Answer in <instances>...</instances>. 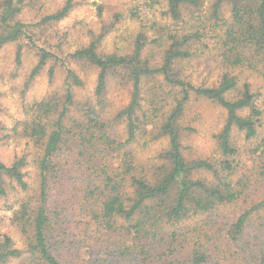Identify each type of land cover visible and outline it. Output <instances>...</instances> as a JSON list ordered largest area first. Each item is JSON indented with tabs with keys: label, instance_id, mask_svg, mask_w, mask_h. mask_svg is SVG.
<instances>
[{
	"label": "trees",
	"instance_id": "16d2710c",
	"mask_svg": "<svg viewBox=\"0 0 264 264\" xmlns=\"http://www.w3.org/2000/svg\"><path fill=\"white\" fill-rule=\"evenodd\" d=\"M163 4L161 18L132 12L139 26L127 49L103 52L105 25L72 51L37 44L40 29L65 18L72 0L36 22L21 20L24 0H0V50L16 44L19 63L25 42L37 57L24 86L46 68L52 84L57 67L64 73L59 88L23 103V118L0 133L2 145L10 137L24 143L10 161L0 159L3 218L22 238L18 247L0 231V264H264V194L251 197L253 181L264 178V138L244 147L233 136L252 144L262 125L250 82L233 70L264 78V0ZM210 46L223 71L195 84L185 65ZM78 64L97 71L82 98ZM110 74L128 87L117 110L108 102ZM192 99L224 110L214 154L184 150ZM156 143L151 156H138L137 147ZM239 202V212L224 211Z\"/></svg>",
	"mask_w": 264,
	"mask_h": 264
},
{
	"label": "rangeland",
	"instance_id": "374dc122",
	"mask_svg": "<svg viewBox=\"0 0 264 264\" xmlns=\"http://www.w3.org/2000/svg\"><path fill=\"white\" fill-rule=\"evenodd\" d=\"M66 0H24V9L20 18L26 22H36L41 17L53 13L59 9ZM73 7L68 15L62 20L46 24L40 29L41 38L39 45L55 46L64 45L65 50L72 51L74 48L84 45L89 39V30L98 33L101 28L109 26V31L105 35L100 50L103 52L116 51L123 52L129 46L130 40L138 31V18L132 17V12L137 11L140 16L149 19L161 18L164 9L163 0H72ZM206 8V5H205ZM120 14V21L113 26V15ZM152 32H150L151 34ZM23 55L21 62L17 63L15 58L16 44H7L0 50V133H7L14 121L20 120L24 115L25 104L46 96L53 89L59 88L62 84L64 73L60 67L56 68L54 83H50L47 76V68L37 76L26 88L24 82L30 69L35 65L37 57L34 48L22 42ZM53 48V47H50ZM159 48H147L146 54L151 56L160 55ZM214 52L212 46L202 47L201 52L191 58L186 63V68L193 83L210 84L217 81L219 74L223 71L222 66L214 62L211 54ZM74 69L84 80L83 88L78 91V98L88 96L92 93L95 86L97 71L87 64L74 65ZM242 79L250 82L255 103L263 107L262 125L259 127V134L254 143L244 141L243 134L238 131L233 132L234 139L238 145L249 147L264 138V78L258 72L249 69L233 70ZM241 82V81H240ZM239 82V83H240ZM23 90L25 92L23 93ZM107 96L110 110L122 108L128 101V87L121 83L120 78L109 75ZM189 108L192 109L190 122L192 129L187 131L183 137L184 150L189 155L208 156L216 151L214 134L218 132L224 120V110L214 103L202 99L190 100ZM8 144L0 143V159L10 161L18 152L21 146H15L12 138L8 139ZM159 144H151L148 147H137L139 157L146 158L151 156ZM263 163L258 162V165ZM35 174L30 167L28 180L33 183ZM264 194V178L260 177L253 181L251 185V197L256 198ZM249 200V198H248ZM233 205L224 208V211L232 210L239 212L244 205ZM3 200L0 199V217L6 215L3 210ZM246 206V205H245ZM0 231L8 233L16 246H22V238L16 227L6 223L0 218ZM10 264H21L17 260Z\"/></svg>",
	"mask_w": 264,
	"mask_h": 264
}]
</instances>
